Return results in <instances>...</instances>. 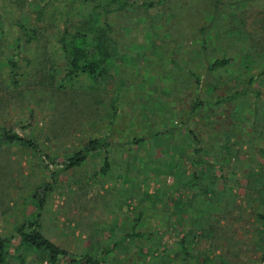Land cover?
Returning <instances> with one entry per match:
<instances>
[{
    "label": "rangeland",
    "instance_id": "1",
    "mask_svg": "<svg viewBox=\"0 0 264 264\" xmlns=\"http://www.w3.org/2000/svg\"><path fill=\"white\" fill-rule=\"evenodd\" d=\"M67 1L0 0V128L32 139L51 169L91 139L109 145L60 170L38 209L34 196L50 170L24 143L0 138V235L15 234L37 208L44 235L72 255L110 249L116 264H184V239L187 264H264V0H222L224 23L212 25L211 0L106 15L114 64L95 83L61 80L70 96L58 104L57 85L38 82L45 69L63 78L59 35L94 11ZM208 25L202 47L199 29ZM22 26L35 29L34 39ZM225 49L230 63L207 73ZM189 130L207 159L200 167ZM132 232L141 235L125 236ZM7 264L50 263L31 251Z\"/></svg>",
    "mask_w": 264,
    "mask_h": 264
},
{
    "label": "trees",
    "instance_id": "2",
    "mask_svg": "<svg viewBox=\"0 0 264 264\" xmlns=\"http://www.w3.org/2000/svg\"><path fill=\"white\" fill-rule=\"evenodd\" d=\"M76 1L80 0H68V7H73ZM186 1L188 0H141L140 2L137 0H81V3L84 5H87L90 2L92 5L91 9L93 8L94 11L84 14V17L78 20L74 25L73 31H70L65 27L59 35L58 40L61 45L62 56L66 63L63 78L60 79L58 83L56 82L55 74L48 69H45V73L41 75L42 77L38 82V85L44 87H51L54 84L57 85L54 86V88L57 89L58 93L64 95V97H57V103L59 104L62 100L65 102V96L70 95L67 89L60 83L61 80L64 78H78L80 75H85L92 83H95L96 80L105 79L109 71L108 69L114 64L113 59L115 52L113 46H117V43L113 39L114 36L111 26L107 23L106 18L104 19L105 21L102 20L103 17L119 10L136 8L137 6L141 8H151L163 3H167L170 7L177 3L184 6L185 3H187ZM241 1L243 0H235V4H239ZM221 2L222 0L210 1V6L208 5V9H206V11L209 10L210 14V19L207 22L208 24L210 23L212 25L217 19L222 21L220 16L223 17L222 14L224 13L223 10L225 4H222ZM220 7H222V9H220ZM67 13H69V11H67ZM222 22L224 23V21ZM209 27L210 25L202 26L199 29V33L202 35V47H205L204 44L206 43L207 38H204V36L205 33L207 35L208 30H210ZM22 33L26 36L27 41H31L34 39L36 31L33 28L26 29L22 26ZM223 51L221 56H216L213 61L208 62L206 67L207 73L216 68L227 66L230 63V58L227 56L228 51L226 49ZM248 56L251 61L252 55ZM7 65L10 69L11 84L17 87L19 85V80L17 78L19 74L17 69L19 66L15 60L7 62ZM195 77L197 78V81H200V75L195 74ZM252 81L253 79L251 78L250 82ZM51 92L54 93V90ZM238 94L239 92L225 98L217 99L216 101L230 100ZM1 102L2 100L0 98V103ZM75 103V101H72L71 105L73 104V106H75ZM67 108L69 107L66 105L63 110L65 111ZM30 118H32V114ZM189 134L195 143V165L196 167H200L207 162V159L202 155V147L200 146V140L198 137L190 130ZM0 138L7 143H24L28 148L40 154L43 166L50 170L51 181L47 182L41 188H38L37 193L34 196L38 209L42 208L47 196L46 191L52 189V182L62 170H68L80 166L89 155L101 150V148L105 150L109 145L105 138L91 139L85 149L79 150L65 158L62 163V169H51L52 158L48 154L43 153L39 146L32 139L24 136L22 132L1 127ZM141 139H136L135 141H140ZM132 142L134 143L133 140ZM107 166L108 159L106 157L104 159V167ZM31 216L32 218L29 221L21 224L17 228L15 234L9 237L0 235V264H7L8 256L11 254L18 255L20 259L24 260L26 253L31 251L43 253L50 264H55L59 260H65L71 264H116L107 259L110 249L101 251L99 256L91 254L72 255L68 250L60 247L44 235L39 222L40 212L39 210L37 211V208H34V210L31 211ZM260 217L264 219L262 214H260ZM131 235L135 237L141 234L132 232L125 236L130 237ZM185 243V240L182 239L180 241V248L183 251L184 264H187L191 253L187 250Z\"/></svg>",
    "mask_w": 264,
    "mask_h": 264
}]
</instances>
